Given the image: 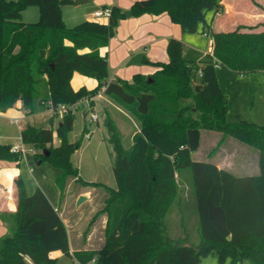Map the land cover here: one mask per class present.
<instances>
[{
  "label": "trees",
  "instance_id": "obj_1",
  "mask_svg": "<svg viewBox=\"0 0 264 264\" xmlns=\"http://www.w3.org/2000/svg\"><path fill=\"white\" fill-rule=\"evenodd\" d=\"M222 1L136 0L132 16L167 13L185 32L209 34L213 51L200 61L187 59L183 41L173 37L167 62L145 58L157 67L153 73L109 81L108 54L101 49L126 18L121 7L113 4L106 22L86 19L68 27L62 6L74 0H0V113L19 102L26 115L69 107L104 88L140 125L127 149L109 117L118 159L116 186L105 185L101 212L107 213V222L100 248L71 252L68 227L58 210L41 188L29 194L18 175L17 210L0 211L8 228L0 237V264H27V256L33 264H53L57 258L51 252L56 250L83 264H201L211 253L217 254L219 264L228 259L232 264L245 259L264 264V124L228 120L229 104L217 76L220 66L264 71V20H237L219 29L213 22L225 13ZM252 1L264 13V5ZM30 5L39 7L35 22L21 18ZM209 13L214 17L208 18ZM75 72L95 78L97 86L75 89ZM55 113L50 122L58 116ZM75 115L63 114L56 128L29 124L21 131L25 144L43 148L35 154L37 160H51L60 169L57 182L62 193L69 177L79 179L72 156L81 144L69 140ZM203 129L222 131L258 149L259 174L237 175L212 161L194 160ZM55 136L60 140L57 146ZM22 157L9 144H0V160L20 164ZM189 178L199 217L200 241L195 245L174 242L166 228V217L181 196L180 185Z\"/></svg>",
  "mask_w": 264,
  "mask_h": 264
},
{
  "label": "rangeland",
  "instance_id": "obj_2",
  "mask_svg": "<svg viewBox=\"0 0 264 264\" xmlns=\"http://www.w3.org/2000/svg\"><path fill=\"white\" fill-rule=\"evenodd\" d=\"M115 1L107 0V4L112 6ZM236 1L238 6L242 4L241 6L243 7L239 6L241 9L244 11L248 10L247 17L251 18V22H255L256 20L252 15L254 13H252L251 9L255 12L262 11V9L259 6H255L252 0ZM256 1L264 3V0ZM96 2L97 0H89L80 4H64L62 11L63 20L66 25L73 27L80 23V21L86 20L88 18L87 14L91 10L97 6H99L98 8L103 7L100 3L96 4ZM208 17L211 18L212 13H209ZM95 18L97 20L109 19L105 16ZM38 19L39 7L36 5L27 7L23 21L35 22ZM117 29L118 26L115 30V35L109 41L110 45L117 42L115 40L116 36L122 40ZM186 33V37H192L191 39L193 40L192 42L186 41L190 40V38H185L184 48L187 51L185 52V57L191 60L207 58L212 47L211 37L202 33ZM113 65L115 64L113 63ZM77 75H80L81 78L86 77L81 74ZM217 76L228 100V120L247 119L263 125L264 71L239 72L231 70L226 66H220L217 69ZM89 78L93 81V78ZM73 82L78 86L75 78ZM87 84L90 85V83ZM105 104L104 100H98L95 108L93 105V111L97 112L99 123L91 120V112L88 111L83 102L73 107V112L76 114L75 125L74 131L69 134V140H79L81 144L80 148L72 156V161L79 170V179L69 177L63 193L57 182L60 169L48 159L39 163L40 161L37 160L36 155L29 150L23 153L19 165L16 162L5 161L0 166L1 184L9 186L11 182L9 175L16 170L17 174L24 179L25 187L29 194H32L39 187L48 195L54 206L60 208L65 217L70 231L71 243L77 249L88 248V246L98 247L103 244L105 228L102 224L101 216L103 212H101V209L105 204V197H107L105 185L115 186L114 166L118 159V152L112 140L109 117L111 118L112 116L113 123L118 126L124 147L127 149L133 144L132 134L138 126V121L135 118L126 117L115 110L109 116L103 107ZM50 110L52 113L56 112L58 114L54 118V121L50 122L49 120V124L56 128L63 115L60 114L58 109ZM45 115H33V124L44 128L49 126L48 121H46L47 119L44 118ZM14 116H19V118L23 119L26 114L17 113ZM12 118L14 117L12 116ZM20 133L21 128L16 124L10 123V116H0L1 143L9 145L20 144L26 148H31V145L25 144L22 141ZM202 133L200 147L192 153L194 160L217 161L227 168H232V171L238 175L259 173L258 149L234 137H224L222 131L219 130L203 129ZM91 134L92 137L90 138ZM59 143V138L55 136L54 145L57 146ZM36 150L38 154L43 152V148H37ZM242 160L248 161V168H242ZM187 173L190 175L189 170H187ZM180 186L181 196L176 199L175 205L166 217L167 233L174 242L195 245L200 241V234L198 230L199 217L194 186L191 184L190 178ZM12 188L10 187L13 191ZM87 191L91 193L89 197L83 194ZM13 194L11 193L12 197H14ZM81 195L87 196V199L78 205V199ZM92 231H95L94 243H90L88 240V234ZM25 259L27 260V264H33L30 257L27 256ZM53 264L76 263L72 256L61 253ZM201 264H219L217 254L211 253L204 257ZM225 264H232V262L228 259ZM242 264L258 263L253 259H245Z\"/></svg>",
  "mask_w": 264,
  "mask_h": 264
},
{
  "label": "crops",
  "instance_id": "obj_3",
  "mask_svg": "<svg viewBox=\"0 0 264 264\" xmlns=\"http://www.w3.org/2000/svg\"><path fill=\"white\" fill-rule=\"evenodd\" d=\"M87 1H89V0H87ZM135 1L136 0H116L113 4L121 7L123 9V11H126V10H130L131 6L133 5L132 3H134ZM222 2L226 6L225 7V13L222 14V18L218 14L215 18V21L213 22L214 23L213 25H215L216 27L221 29V28H227L229 24L232 25L237 20L242 21V23L243 22L251 23V18L247 17V11L248 10L244 11L243 9L240 8V7H243V6H241L242 4L239 5L240 6L239 7L236 4L237 3L236 0H223ZM258 2L264 5V3H262L261 1H258ZM99 3H100V5L103 6L102 8L111 7V5L107 4V0H97L96 4H99ZM113 4H112V6H113ZM238 4H240V3H238ZM98 7L99 6H97L95 9L91 10L90 13L87 14V17H88L87 19L96 20V18L93 16V12L98 10V9H101ZM26 10H27V8L25 10H23V12H22V16H21L22 20H23V17L25 16ZM251 10H252V13H254L252 15L254 16L256 21L264 20V13L262 11H256L255 12V11H253V9H251ZM223 15H224V17H223ZM213 17L214 16L212 15L211 18H213ZM98 21L106 22V21H108V19L98 20ZM25 22H31V21H25ZM117 30H118V33L120 34V36L122 37V40L119 39L118 36H116L115 37V40L117 41L116 43L111 44V45L109 44L107 47L101 49L102 53L108 54L109 81H113V80H116L118 78L131 80V78L136 73H142V74L144 73L146 75L151 74L157 69V67L151 63H146L145 58H147L153 62H157V61L167 62L169 60V55L167 52V45H168V41L170 40V38H173V37L178 38V39L182 40L183 43L185 41V38H190V40H186V41L192 42V40H193V39H191L192 37H186L187 33L182 29V27L178 23H174L167 13H162L159 15L145 13L141 16H131L130 18L128 16H126V18L120 20ZM204 34L210 36L209 34H206V33H204ZM211 43H212V47L210 49L211 52L208 54H211L213 51V39H211ZM185 52H187V51L184 48V56H185ZM137 53H143L144 54L142 63L141 64L130 63L132 57ZM202 56H203V54H202ZM200 60H203V59H200ZM200 60H196V61H200ZM113 63L115 65H113ZM77 74H81V73L75 72L73 75V78H72V85L75 89H78L81 86H85L87 89L90 90V89H93L97 86L98 81L95 78H93V81H91V79L88 76L81 78V76L77 75ZM81 75L83 76V74H81ZM74 78L76 79L78 86H76L74 84V82H73ZM87 83H90V85H88ZM93 100H94V108H95L96 104H98V100H104L106 104L103 107L109 116L115 110L117 113H121L126 117L127 116L133 117L130 113H128L121 106L116 104L112 99H110V97L105 94L104 88L96 96H94ZM17 113L18 114L25 113L20 108V102L17 103V105L15 107L8 109L6 112L0 113V116H4V115L10 116V123H12L11 122L12 116L14 118L15 117L19 118V116H14ZM41 114H46L44 118L47 119L46 121H48V124H49V120H50L53 113L50 109H47V110H44V111H41V112H38L35 114H31V115L28 114V116L27 115L24 116V118H25V119L23 118L24 120L21 118L22 123H23V125L21 127V131L29 124L35 125L32 122V116L33 115H41ZM111 118H112V116H111ZM133 118H135V117H133ZM136 121H137V119H136ZM97 122L99 123V118H98ZM137 125L138 126L136 127V130L132 134L133 136L135 133H137L140 130L139 122L137 123ZM35 126H38V125H35ZM50 126L51 125L49 124V126H47V127H50ZM117 128H118V126H117ZM202 134H201V139H202ZM20 137H21V133H20ZM91 137H92V134L90 135V138ZM54 142H55V139H54ZM0 144H6V143L0 142ZM11 145H13V144H10V146ZM213 154H214V152H213ZM5 161H7V160H0V166H1V163L5 162ZM242 161H243L242 168L249 166L248 161H246V160H242ZM214 163H216L219 168L227 169L229 171L233 170L232 168L225 167L223 164H221L217 161H214ZM16 164H18V163L16 162ZM0 170H1V167H0ZM232 172H234V171H232ZM9 176L11 179L9 186L1 184V181H0V211L17 210L16 209L17 208V202H16V196H15V184H14V179L16 176H18L16 170L13 173L11 172V174ZM109 186H112V185H109ZM115 186H116V184H115ZM10 187H13L12 188L13 191L10 189ZM11 193H14L13 194L14 197L11 196ZM83 194H85L89 197V195L91 193L89 191H87V192H84ZM105 199H106V197H105ZM49 200H50V198H49ZM51 203H52V201H51ZM53 206H54V204H53ZM56 209L58 210L60 216L62 217L66 227H68V223H67L65 217L63 216L62 212L60 211V208H56ZM101 219H102L103 227L105 228L106 222H107V213H103L101 216ZM0 231H1L0 237L3 236L4 234H6L8 231L6 224L1 220V218H0ZM67 231H68V236H69V243H71L69 227L67 228ZM88 235H89L88 240L90 241V243H92V242L94 243L93 240L95 238V236H94L95 231H92ZM168 236H169V234H168ZM169 238L172 239L170 236H169ZM104 241H105V235L103 237V244H104ZM72 244L73 243L70 244V251L71 252H74L75 250H80V248L79 249L74 248V246ZM101 246H98V247H94V246L89 247L88 246V248H83V249L91 250V249L100 248ZM61 253H63L61 250L53 251V252H51V257L57 258V256Z\"/></svg>",
  "mask_w": 264,
  "mask_h": 264
},
{
  "label": "built area",
  "instance_id": "obj_4",
  "mask_svg": "<svg viewBox=\"0 0 264 264\" xmlns=\"http://www.w3.org/2000/svg\"><path fill=\"white\" fill-rule=\"evenodd\" d=\"M111 12H112V9L111 7H104V8H101V9H98L96 11L93 12V16L94 17H102V16H105V17H110L111 15ZM202 76V71L199 70L198 72V77L200 78ZM94 99V97H91V96H86L84 97L83 99H81L79 102L77 101V103H75L74 105H71L69 107H66L64 105H60L58 107V111L60 112V114H65L69 111H73V107H75L78 103L80 102H83L84 103V106L88 109V111L91 112V120L92 121H97L98 120V114L97 112L93 111V107L91 105V101ZM12 123L16 124L19 128L22 127L23 123H22V120L21 118H18V117H15V118H12L11 120ZM11 150L12 151H15V152H22V154L25 152V151H30L31 153L33 154H36L37 153V150L34 148V147H31V148H26L24 145H20V144H15V145H11ZM76 264H83L82 262L80 261H76L75 262Z\"/></svg>",
  "mask_w": 264,
  "mask_h": 264
},
{
  "label": "water",
  "instance_id": "obj_5",
  "mask_svg": "<svg viewBox=\"0 0 264 264\" xmlns=\"http://www.w3.org/2000/svg\"><path fill=\"white\" fill-rule=\"evenodd\" d=\"M86 1H87V0H74V2H75L76 4H80V3H83V2H86ZM124 13H125V15L128 16L129 18L132 16V11H131V10H126ZM143 57H144V54H143V53H137V54H135V55L132 57L130 63H132V64H141L142 61H143ZM9 148H11L10 145H9ZM46 155H49V152H47ZM41 162H43V161L40 160L39 163H41ZM86 199H87L86 196L81 195V196L79 197V199H78V205L81 204V203H82L84 200H86Z\"/></svg>",
  "mask_w": 264,
  "mask_h": 264
}]
</instances>
